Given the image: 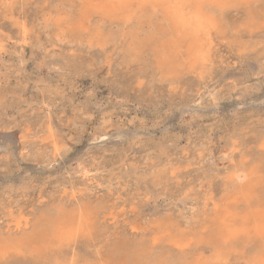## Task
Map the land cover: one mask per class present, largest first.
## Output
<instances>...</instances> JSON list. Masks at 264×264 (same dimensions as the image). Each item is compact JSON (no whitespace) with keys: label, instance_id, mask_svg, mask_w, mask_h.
<instances>
[{"label":"rangeland","instance_id":"374dc122","mask_svg":"<svg viewBox=\"0 0 264 264\" xmlns=\"http://www.w3.org/2000/svg\"><path fill=\"white\" fill-rule=\"evenodd\" d=\"M98 1L0 0V264H52L33 248L79 209L64 264H256L263 239L229 234L264 205V0L213 9L191 64Z\"/></svg>","mask_w":264,"mask_h":264},{"label":"bare ground","instance_id":"6f19581e","mask_svg":"<svg viewBox=\"0 0 264 264\" xmlns=\"http://www.w3.org/2000/svg\"><path fill=\"white\" fill-rule=\"evenodd\" d=\"M228 2H229V0H105L103 2L104 4L101 3L103 6L101 8L105 11H108L107 14H109L110 16L120 17V19L121 20L123 19L125 23L131 22L133 20L134 15L143 16L146 13L147 14L146 17L149 20L148 25L152 28H155L154 29L155 31L152 30V31L146 32V36H144V39L143 40L137 39L136 44L142 45L144 42L145 43L151 42L153 44H160L161 47L164 46V48L166 50L168 49L167 45L170 48H172L173 50L176 48H178V49L185 48L187 51V54L189 56V60H190V64H191V63H195L199 59H204L205 55L207 54L206 53L207 41L210 40L209 37L211 36V32H213L212 30L216 28L215 18L212 14H210V12H213V9L223 10ZM92 5H93V3L90 4L91 8H93ZM95 6H99V5L96 4ZM77 11H79V10H77ZM88 11H90L89 8L87 9V14H88ZM85 12H86V10H85ZM100 12H101V9H100ZM159 15H161L162 22H164V23H160L161 19H159V17H160ZM132 34H133V32H132ZM169 34H171L170 38H169ZM207 50H208V48H207ZM176 52H178V51L176 50ZM176 57L178 59V56H176ZM171 59H173V58H171ZM178 60H180V59H178ZM169 61H170V58H169ZM197 63H199V62H197ZM153 65H155V64L153 63ZM240 180H242V179H240ZM243 180H244V178H243ZM232 183H234V182H232ZM230 185H232V184H230ZM238 185H239V183H238ZM260 185H261V183H260ZM246 187H248V186H246ZM233 189H234V187H233ZM249 189L251 191H249L247 189L249 191V193L247 192V194H244V197L246 200H252L251 199L252 195L256 192L255 189H253V187L249 188ZM237 191H238V189H237ZM259 193H261V192H259ZM256 195L258 196V194H256ZM255 200L257 201V198ZM258 204L259 203H257L256 205H258ZM258 210H259L258 212L257 211L253 212V215H254L253 221L255 222V225L252 226L253 228H248V226H249L248 225L245 228L231 231L229 235L231 236L232 239L233 238L236 239L239 236L240 237L241 236H250L251 233H254L255 236H258V237L263 239V242L262 241L261 242L264 244V205H261V207H258ZM57 213L58 214L55 215L56 217L53 220L54 222L52 221L53 223L51 225V230L48 232L47 235H45V236L43 235L44 237L41 238L42 242H43L42 247L41 246L37 247V245H36V247L33 248V251H36L38 256H42V257L46 256L47 254H51L50 252L53 251V252H55L52 254V257L54 259H52V258L50 259L52 264H64V261L61 259L60 255H59L58 249H60V247L58 248V246H60L61 244L63 245L64 242H69V241L74 242V240L78 237L83 236V238H84V237H90L91 235H93L92 232H93V228L95 226L96 218L94 215L95 213L93 214L89 210H80L79 209L78 212H66L65 210H62V211H59ZM48 229H50V228H48ZM45 231L43 230L42 232H44V234H45L46 233ZM35 236H37V235H35ZM46 239H47V241L44 242V240H46ZM174 242L175 241H173V243ZM180 243H182V242L180 241L179 244ZM262 243H261V245H262ZM24 244L26 245V243H24ZM24 244H22V245H24ZM22 245L19 244V246L16 247L17 248L16 250H20L19 248H21ZM175 245H177V244H175ZM181 245L182 244H180L179 246H181ZM184 245H185V243H184ZM27 246H30V245H27ZM13 248H15V247L8 246V245L6 246L3 243H0V258L6 256L10 251H12ZM113 253L118 255L117 250L113 251ZM263 254H264V249H262V255H261L260 259L259 258L257 259L256 264H264V255ZM130 255H131L130 256L131 258L136 257V256H134V253H130ZM126 258H128V256ZM140 258H142V257H140ZM131 262H132V260H131ZM71 264H75V263L72 262Z\"/></svg>","mask_w":264,"mask_h":264}]
</instances>
